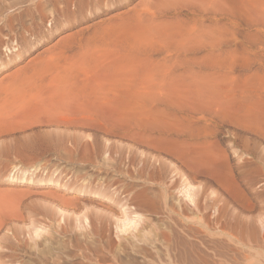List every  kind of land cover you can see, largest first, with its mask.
Wrapping results in <instances>:
<instances>
[{
    "label": "rangeland",
    "instance_id": "rangeland-1",
    "mask_svg": "<svg viewBox=\"0 0 264 264\" xmlns=\"http://www.w3.org/2000/svg\"><path fill=\"white\" fill-rule=\"evenodd\" d=\"M158 1L0 0V86L3 83L13 82L20 75L22 67L32 65L35 59H40L45 80L50 79V76L57 75V73L65 76L68 70H74L71 71L74 74L73 81L88 83V94L90 92L100 93L99 96L88 95V100H93L95 96H98L104 97L103 99L136 104V107L133 108L136 117L130 114L132 119L130 117L125 118L124 122L132 121L134 118L138 119L137 121L143 120L146 117L143 114L149 113L150 115L152 113L153 115L158 110L157 108L165 110L167 104L162 102L175 100L173 97L168 96L173 91L172 87L175 90L184 86H192L191 81L193 79L202 77L213 79L209 86H206V88H210L208 89L209 99L231 100L234 103L232 106L235 107L236 112L240 111V113H235L237 118H222L223 122L217 118L216 121L206 112L201 114V112L194 111V114L190 109L192 113L190 111L187 113V115H194L195 118L203 117V115L206 119L209 117L206 123L211 124L207 128L215 131L217 135L210 140L217 142L220 147V151L214 149L217 155L214 160L203 157L198 168V177L193 175L194 164L189 159L185 158L186 161L183 164L173 156L168 157L162 154L160 156L158 153L150 152V150L146 152L144 146H139V149H136L138 148L136 143L122 139L118 135H106L102 131L103 129L100 130L102 132H99V130L89 127L87 129L75 126V123L67 124L66 122L64 125L60 123V125L58 123L47 124L43 117H33L34 119L31 120L19 119L15 120L14 124L1 126L0 193L11 195L12 202L9 196L6 197L0 194V199L2 195V199L5 196L3 201L6 199L5 202L1 201L2 204L5 203L4 206L0 203V210H2L1 208L4 210L0 213V257H3L0 264H112L113 261L105 253L109 248L106 241L107 237H104L103 241L106 242L104 246L108 247H106V250H104V247L103 251L99 253L101 257L92 255L95 261L93 259H90L93 261L88 260L85 255L86 252L91 253L94 250L93 248L97 247H94V245L99 244L98 240L100 239L95 240L97 244L94 243L93 239L89 241L91 236H88L89 238L86 236L88 234L87 229H103L102 227H104L110 230L112 232L110 237L112 240L109 238L110 241H113L112 244L115 247L120 246L116 231L117 224H120L123 219V209L125 208L131 210L130 212L141 215V226L145 225L143 226L144 233L149 234L153 229L152 234H161V237L158 238L159 241L155 237L150 238V242L147 241L146 245L142 242L143 246L141 243H137L136 246L134 244V250L137 248L143 250H139L140 253L134 255L140 261V264H143L141 262L144 261L145 264H174L172 257L169 256L168 252L170 250L168 249H170L171 244H176L175 242L178 241H176V238H173L174 240L167 238L171 232L166 231L170 225L165 220V215L170 208L176 211L194 209V206L185 200V196L189 193L196 194L194 196L199 202L197 210L195 209L193 214H187L188 216H186L188 220L187 230L190 227L198 228L201 224L208 223L214 227L213 224L216 219L219 218V221H223L227 216V212L229 215L230 212H233L247 218L258 215L257 211L254 213L251 210L248 211V209L262 205L261 202H264V172L260 170L264 167V25H250L248 16L259 10L258 12L263 15L264 24V0H217V2L216 0H180L183 3L179 1L175 5L167 6H158ZM218 7L219 10H217ZM247 8L250 9L249 14L246 12ZM177 19L179 20L177 21ZM166 21H172L173 23H166ZM163 27H165V30L160 29ZM170 27L171 30L169 31ZM204 29L210 31L209 35H202ZM211 44H217L221 48V53L233 52L234 58L232 56L224 61L221 70H212L206 62H203L204 65L197 64V67L196 65H193L194 67L190 65L196 60L202 61L208 52V46ZM194 45L195 47L205 45L204 47L207 48L200 51L201 53H193L191 50H193ZM182 46H185L184 50ZM178 47L180 51H178ZM17 53L20 54V57ZM232 62L234 67L230 71L228 65ZM76 69L77 71H75ZM83 71L85 73L81 74ZM86 77L88 78L87 81ZM182 79L184 84L181 81ZM104 94L108 96L105 97ZM189 100L192 101V99ZM187 105L191 107L193 104L189 103ZM175 107L172 105L167 109L170 117H185V113L184 115L183 113L179 114ZM136 120L134 119V121ZM67 121L74 122L73 118ZM88 123L93 122L88 120ZM98 123L97 121V126L100 127ZM242 126L247 129L244 130ZM188 130H191V128L189 127ZM192 130L195 134L198 133L194 126ZM51 136L53 138L58 137V139L63 137L66 142L63 139L64 143H62V140H58L60 146L56 143L57 151L51 150L48 147L52 143L50 141ZM93 138H99L105 144L118 142L121 145L132 146L139 152L141 150L143 153H151L152 157L159 155L160 158L162 157L161 159H166L165 161L170 166L167 179L161 178L160 180V177L156 176L150 169L144 172L140 166L133 169L128 165V168L127 161L124 164L125 167L122 166L126 171L128 168L127 172L124 170L126 174L110 173L106 176L104 168L94 167L88 163L89 149L87 150L84 147L88 148L85 145ZM76 139L81 142L78 143V146H80L78 148L81 149H78L80 152L72 149L74 147L73 142L77 143ZM203 140L205 139H200V141ZM60 147H62V150H59ZM69 149L73 150L75 156ZM65 153H68L69 156ZM86 155L88 156L86 157ZM69 157L76 158L71 159ZM11 174L20 177L33 176L34 179L40 180V182L11 183L7 180ZM230 180L231 183L234 182V185L237 186L232 188ZM83 185L86 188L88 187L87 193L77 190L78 187ZM100 188L109 191L108 194L106 192L105 194L101 192L100 196L89 194L94 190H101ZM186 191H189V193H186ZM147 194L149 197L146 196ZM110 195L115 197L113 198ZM144 195L149 198V204L144 205L142 203V206L141 201L145 199V197L143 198ZM72 199L70 206L67 207L63 204L64 200ZM239 202L243 203L240 205ZM121 205L124 207H121ZM5 207L8 210H5ZM105 208L106 210H104ZM10 212H12L11 217ZM2 214L6 215L2 216ZM58 214H61V216ZM104 214L106 218L103 216ZM78 215L83 219L81 226H84L82 227L85 228V231L80 228L84 231L81 230L82 233L75 226V220L79 219ZM62 216L63 219L66 218V222L67 220L72 221L73 218L72 227H76L73 232L70 230L71 232L68 233L69 229H72L70 221L68 222V228H63L67 223L65 225V222H62ZM85 220L88 222H85ZM73 224L75 225L73 226ZM33 227L35 228L33 229ZM186 227L184 226L185 229ZM216 227L223 230L226 235H233L232 238L238 236L237 232H232V230L221 224H216ZM66 228L68 231H66ZM150 228H152L150 232H147ZM36 230L41 233V238L39 237L38 240L34 236ZM44 230L45 232H43ZM157 230L164 232L159 233ZM30 231L32 234H30ZM86 231L87 234L85 235ZM165 231L168 236H166ZM71 233L74 234L71 235ZM164 235L166 238L163 237ZM216 236L221 235L216 234ZM3 237L7 238L6 241ZM29 237H31V241ZM83 237L86 241L82 240ZM260 237L244 243L247 246V250H245L247 253H241V257L244 255L243 259L240 258L236 264H264V230ZM190 238V244L197 246L200 256L203 252H212L208 248L209 246L203 243L197 244L198 238ZM32 239H34L33 241L37 240L38 244L33 243ZM53 240L55 241L53 242ZM168 240L170 241L167 243ZM127 241H123V244L130 243L129 240ZM29 242L33 243L29 245L31 248H28ZM158 242L162 245H159ZM138 244L140 245L137 246ZM156 244L159 248L156 247ZM168 245L170 246L167 247ZM178 245H175V247ZM185 245L189 246L187 243ZM236 246L240 248V246ZM1 247H4L2 248L4 251ZM33 247L35 248L33 249ZM128 247L131 248V245H128ZM52 248L53 250H51ZM121 249H123V245ZM146 250L148 254L145 255ZM31 251L34 254L37 253L34 255ZM45 251L46 253H44ZM51 251L52 253H49ZM84 251L86 252L84 253ZM235 251L228 252V254L235 257ZM158 252L163 255L158 254ZM235 253L237 254V251ZM130 258L125 255L122 260H124V263L127 259L131 262Z\"/></svg>",
    "mask_w": 264,
    "mask_h": 264
},
{
    "label": "bare ground",
    "instance_id": "bare-ground-1",
    "mask_svg": "<svg viewBox=\"0 0 264 264\" xmlns=\"http://www.w3.org/2000/svg\"><path fill=\"white\" fill-rule=\"evenodd\" d=\"M179 1L180 0H159L158 1V6L175 5ZM180 2H182V1H180ZM216 2H217V0H216ZM182 6H183V4H182ZM215 8H216V6H215ZM217 10H219V7H218ZM246 10H247L246 12L250 11L249 8H247ZM258 11H255L253 15L251 14V15L248 16L250 18L249 21H248V23L250 22L249 24L252 25V26L254 24H256V25H264L263 24V15L260 12H258ZM215 14H216V12H215ZM247 14H249V12ZM178 20L179 19H177V21ZM222 20H224V19H222ZM172 21H166V23H173ZM138 25H140V24H138ZM137 27H139V26H137ZM153 27H155V26H153ZM208 28H210V27H208ZM160 29L165 30V27L160 28ZM170 30H171V27H170L169 31ZM104 31H106V30L104 29ZM172 32H174V31H172ZM202 33H203L202 35H205V34L207 35L208 33H210V31H206L204 29ZM166 35H167V33H166ZM147 37H149V35H147ZM200 42H202V41H200ZM180 45H179V47H180ZM204 46L202 47V46L199 45V46H196L195 47V45H194V47L192 48L193 50H191V51H193V53H196V52L199 53L200 51H203V50H205V48H207V47H204ZM179 47H178V51H180L179 50ZM184 47L185 46H182V49ZM188 49H190V48H188ZM220 50H221V48L218 47L217 44H211L210 46H208V50H207L208 52H207L206 56L203 58V60L202 61H199V60L194 61L193 60L194 62H192V63L190 62L191 63L190 65H192V66L193 65H196V67H197V64H200L201 63L200 65H204L205 63H203V62H206L207 63V66L209 65L208 67L212 68V70H214V69L221 70L222 69V66H223V62L226 61L228 58L232 57L233 56V54H232L233 52L221 53ZM185 51H187V50H185ZM191 51H190V53H191ZM137 52H139V51H137ZM187 53H188V51H187ZM18 54L19 53H17V55ZM234 56H233V58H234ZM19 57H20V54H19ZM41 63H42V61L40 59H35L33 61V64L32 65L25 66V67H22L21 68V73L17 77V79H15L13 82L11 81L9 83H5V84L3 83V85L0 86V127L3 126V125H5V124L6 125H9L10 123H13L14 124L15 123V120H19V119L20 120L21 119H23V120H25V119L31 120L33 117H43V119L45 120V122L47 124H55V123L56 124L57 123L59 124L60 123L61 125L62 124L64 125L65 122L67 124L68 123H73V124L75 123V126L77 125L79 127H83V128H87V129L89 127V128L94 129V130H99V132H102L103 131L106 135L108 134V135H114V136L115 135L116 136L117 135L118 136H121L122 139L124 138L127 141H130V142L132 141L133 143H136L138 145V148H136V149H139V146L140 147L141 146H144V148H146V150H147L146 152H149L148 150H150V152H155V154L158 153L159 155L162 154V155H166L168 157L173 156V157L177 158L178 160H180L181 162H183V164L186 161L185 158H187V159H189V161H192V163L194 164V170H193L194 171V174L193 175H195V177H198V175H199L198 168L201 165V161L203 160V157L206 158V159H208V160H214L217 157L214 149L220 151V147H219V144L217 142L215 143V142H213V140H210V139L214 138L213 136H215L216 133H215V131H212V130H210V129L207 128L211 124L210 123L208 125L206 123L209 117H207V119H206V117H204V115H203V117L202 116L201 117L199 116L198 118H195L194 115H190V114L187 115V113L189 111L191 113H192V111L193 112L194 111L201 112V114H203L204 112H206V113H208V114L211 115L210 116L211 118H213V119H216L217 118L219 120H221L222 118H227V117L237 118L235 116V113H240V111L236 112L235 107L232 106L234 103L231 100H225V99L223 100V99H216V98L215 99H212V100L209 99L208 98L209 97L208 96V91H209L208 89H210V88H206V86H209V84L211 83V81L213 79H211L209 77L208 78H203L202 77V78H195V79H193L191 81L193 83V85L191 84L192 86H184L183 88H176L175 90H174V87H172L173 88V91L172 92L170 91L171 93L168 96L169 97H173L175 100H166V101L162 102V103L167 104L165 106V110L164 109H159V108H157L158 107L157 106L156 108L158 110L156 109L157 111L154 112L153 115H152V113H150V115H149V113L143 114V116H146L148 118L145 117L146 119L144 118L143 120H140L143 117H137V118H140L139 119L140 121H137L138 119L136 120V118H134L136 116H134L135 114L133 112L134 111L133 108H134V106L136 107V104L134 105V104H132L130 102L115 101V100H110V99L108 100L107 98L103 99L104 97L103 98L98 97L99 96L98 94H100V93L95 94V93L90 92L88 94V83H77V82H75L76 80L73 81L74 74L71 71H74V70H71V71L68 70L69 72L67 71L66 72L67 75H65V76H64V74H60L59 75V73H57V75L55 74V76H50V79L45 80V77L42 74V72L44 73V71H43L44 69L42 70ZM228 66H229L230 71H232L233 70V67H234L233 62L230 63ZM228 66H226V67H228ZM65 68L67 69V67H65ZM202 68H203V66H202ZM78 69H79V67H78ZM48 70H49V68H48ZM81 70H82V68H81ZM75 71H77V69ZM62 73H64V72H62ZM83 73H85V72L84 71L81 72V74H83ZM78 77L80 78V76H78ZM92 77H94V76H92ZM113 78H115V77H113ZM180 78H182V77H180ZM70 79H71V81L69 82ZM85 79L87 81L88 78L86 77ZM94 79H96V77H94ZM181 81H183V79ZM109 83H111V82H109ZM183 84H184V81H183ZM220 86H221V84H220ZM95 91H96V89H95ZM107 93H110V92H107ZM88 95H98V96L97 97L95 96L96 99L94 98L93 100H88L89 99L88 98ZM106 95H105V97H106ZM114 98H115V96H114ZM189 99H192V101H190ZM189 103H191L193 105L191 107H188L187 104H189ZM172 105L176 106L175 109H176V111L179 114L180 113L181 114L183 113V115H184V113H185V117H181V116H173V117H170V115L167 112V109L169 108V106H172ZM150 111H152V110H150ZM137 112H136V115H137ZM130 114H132L134 116L133 118L136 121H134V119H133L132 121H127L126 120L127 122H124L125 121V118L130 117L132 119V116ZM194 114H195V112H194ZM147 115H149V116H147ZM141 116H142V114H141ZM70 118L71 119L73 118L74 122L67 121ZM37 119H40V118H37ZM122 119H124V120H122ZM217 119H216V121H217ZM88 120L89 121H92L93 123H91V124L88 123ZM32 121H36V120H32ZM37 121H39V120H37ZM97 121L99 122L98 125H100V127L97 126ZM216 121H214V122H216ZM218 124H219V122H218ZM71 125H69V126H71ZM223 125H225V124H223ZM65 126H68V125H65ZM193 126L197 129V131H198L197 134H195L193 132V130H192ZM189 127L191 128V130H188ZM10 129L12 130V128H10ZM10 129H8V130H10ZM101 129H103V130L100 131ZM246 129L244 128V130H246ZM197 131H195V132H197ZM1 133H2V131H1ZM59 136H61V135H59ZM185 136L187 138L184 139L183 137H185ZM202 138H204L205 140L200 141V139H202ZM43 139H44V137H43ZM62 139L65 141V139L63 137H62ZM62 139H61V137H60V139H58V137L53 138L51 136L50 141L52 143L49 144L50 146L48 145V147H50L51 150L53 149V150H56L57 151L58 148H57L56 143L57 144L60 143V142H58V140L61 141ZM98 139L99 138H97V139H94V138L91 139L85 145V146H88V148H86V147H84V148L87 149V150L89 149V156L86 155V157L88 156L87 159H89L88 163L92 164L94 167H98L99 166L101 168H104L103 170H104V173H105L106 176H108V174H110V173H113V174L116 173V174H121V175L123 173L126 174V172L128 171V168H129L128 165H130L133 169H134V167L140 166V168H143L144 172H146L147 170L150 169L156 176H159L160 177V180H161V178L162 179H167L168 173L170 172L169 171L170 170V166L168 165L167 161H165L166 159H161L162 157L160 158V156H162V155H160V156L157 155V157L159 156V158H157L156 155L152 157V154L151 153H149V154L146 153V152L143 153L141 150L139 152L135 148H132V146L131 147H128L126 145H121V143H118V142H114V143H111V144L110 143L109 144L108 143L105 144L104 141H102L100 139L98 140ZM64 141L62 143H64ZM76 141H77V139H76ZM1 142H2V140H1ZM25 142H26V140H25ZM73 143H74L73 144L74 147H72V149L74 151L80 152L78 150V149H80V148H78V147H80V146H78L79 145L78 143H81V142L80 141L79 142L77 141V143H76L74 141ZM8 144H10V143H8ZM10 145H12V144H10ZM22 145H24V144H22ZM30 146H29V148H30ZM58 146H60V145L58 144ZM70 146H71V144H70ZM62 147H60L61 149H59V150H62ZM16 148H17V146H16ZM65 148H63V149H65ZM45 149H46V145H45ZM72 149H69V151L71 150L72 151V154L75 156V154L73 153V150ZM143 151H145V150H143ZM78 152H76V153H78ZM85 152H87V151H85ZM126 153H128V155H126ZM68 156H69V154H68ZM63 157H65V156H63ZM69 158L72 159L74 157H69ZM126 161L128 162V164H127V167H128L127 168V171L125 169H123V167H125L124 164L127 163ZM133 169H131V170H133ZM124 170L126 172H124ZM260 170H262V172H264V167L260 168ZM128 175H129V173H128ZM7 180H8V182H11V183H38V182H40V180L34 179L33 176H31V177H20V176H16V175H12V174L7 178ZM231 182L232 181L230 180V183ZM234 184H235L234 182L231 183L232 188H234V187L237 186V185L235 186ZM101 187L103 188V186H101ZM102 188H100L101 190H94V191H92V193H89V194L95 195V196H100V194H102V193L105 194V192H106V194H108L107 192H109V191L102 190ZM103 189H105V188H103ZM77 190L79 192H85V193H87L88 187L86 188L83 185V186L78 187ZM8 193H9V191H8ZM186 193H189V191L188 192L186 191ZM0 194H3V193H0ZM3 195H5L6 197L9 196L8 194L7 195L6 194H3ZM3 195L1 196V199H2ZM194 195H196V194H194ZM194 195H192L191 193H189V194H187L185 196V200L188 201L190 204H192L194 206V209L186 210V211H178V210L176 211L175 209L170 208L169 211L166 212L165 220L170 225L168 228L166 227L167 228L166 231H169V233L171 232L170 234H168L169 237H167V238H169L170 240H171V238H172V240H174L176 238V241H178L180 243L178 245V242H175L176 244H171L170 249L167 248L168 250H170L168 252L170 254L169 256L172 257L174 264H228V262H229V264L230 263L236 264L237 262H239L240 258L243 259L242 257L244 255L242 257H241V255L243 253H245V252L247 253V251H245V250H247L246 249L247 246L244 245V243L250 241L253 238L254 239L261 238L260 236H262V231L264 230V219H263L264 218V202H261L262 205H259V206L252 207V208H249L248 209V211L251 210V212H254V213H255V211H257L258 212V215L256 214V217H251V218L248 217L247 218L245 216L243 217V216L238 215V214H235L233 212L232 213L230 212V215H229L228 212H227V216L224 215L226 217H225V219H223V221H219L218 220L219 218L216 219V222H214V224H213L214 227L210 226L209 225L210 223H208V224H201L198 228H196V227L195 228H191L190 227L187 230V227L186 226H188V220H187V217L186 216H188L187 214H189V215L190 214H193L195 212V209L197 210V206H198V202H199V200L196 199V197ZM5 196H4V198H5ZM50 196H52V195H50ZM110 196H112V195H110ZM146 196H148V194ZM9 197H10V201L12 202V196L10 195ZM112 197H111V199H113L115 196L113 198ZM144 197H145V195L143 196V198ZM148 197L147 198L145 197L144 200L142 199L143 202L141 201V204L142 203L144 205L149 204V202H148V199L149 198ZM233 197H235V196L233 195ZM1 199H0V203H1V201L2 202H5L6 201V199H5V201H3V199L2 200ZM72 201H73V199L72 200H64L63 201V204H65V206L68 207V206H70L69 204H72ZM116 201H117V197H116ZM6 203H8V202H6ZM49 203H51V202H49ZM242 203L243 202H239L240 205ZM4 204L5 203H3V204L1 203L2 206H4ZM143 204H142V206H143ZM121 207H124V206L121 205ZM12 208L15 209L14 207H12ZM128 208H129V206H128ZM1 209L3 210V208H1ZM4 209L5 210H8L7 207H5ZM53 209H55V208H53ZM2 210H0L1 211L0 213H2ZM104 210H106V208ZM123 210H124V216H123V219L120 222V224H117V231H116V237L119 238V240H120L119 241L120 244L118 243L120 246H116L115 247V245L112 244L113 241H110V239H111L110 237H111V233H112V232H110V230H107L104 227H102L103 229H101V228H99V229L94 228V229H91V230L87 229L88 234H87V231H86L85 232V235L87 234L86 235L87 237L88 236L94 237V238H91L90 237L89 241H91V239H93L94 240V243L97 244V242H95V240L97 238L100 239V240H98V243L99 244L94 245V247H96V246L97 247L96 248H93L94 250H92L91 253H87L88 251L87 252L84 251V253L86 252L85 255H86V257H88V260L89 261H93V260L95 261V259L92 257V255H94V257H95V255L98 256L99 253H101L103 251V249L105 247L104 246V243H106V242L103 241L104 240L103 239L104 237H107L108 238L106 241H107V244L109 246V248L107 249V252H105V253L108 255L107 257H109L113 261L112 264H136V263H139L140 264V261H138L136 259V257L134 256L135 254L140 253L139 252V250H140L139 248H137L136 250H134L136 244L137 243H141V242L145 244V243H147V241L150 242V238H155V237L157 238V241H159L158 238L161 237V234H158V233L157 234L156 233H153L152 234V232H154L152 228H150L149 231L147 230V232H150V230L152 229L151 230L152 231L151 233H149V234L144 233V227L143 226H145V225L143 224V226H141L142 225V223H141L142 217H141V215L139 213L130 212L131 210L130 211L128 209L126 210V208L123 209ZM6 212H8V211H6ZM14 212H15V210H14ZM62 212L64 213L63 210H62ZM11 213L12 212H10V217H11ZM107 213H109V212H107ZM100 214L102 215V213H100ZM110 214H112V213H110ZM3 215H6V214H2V216ZM58 215L61 216V214H58ZM63 216H65V214H63ZM63 216H62V219H63ZM103 216L105 217V214ZM12 217H13V215H12ZM109 217H110V215H109ZM78 218L80 219V221L78 222L79 219L78 220H75L76 225L73 224V226L75 225L80 230V228H83L84 227L83 225H82L83 227L81 226V223H82V220L83 219H81L79 217V215H78ZM65 219L66 218H64L63 221L61 220L63 223L65 222V225L67 223V225L64 226L63 228L67 227L69 225L68 222L70 221V220L69 221L67 220V222H66ZM110 219H112V218H110ZM71 222H73V218H72V221L69 222L71 224L70 226L72 227V223ZM85 222H88V221L85 220ZM216 224H219V225L221 224L225 228H227L229 230H232V232L233 231L234 232H237L238 233V236L232 238L233 235H226L223 230H219L218 227H216ZM62 226L63 225L61 224V228H62ZM70 226H69V228H70ZM75 226L72 227V229H69V232L68 233H70L71 231L73 232V229L74 228L76 229ZM184 226L186 227V229L184 228ZM34 228L35 227H33V229ZM67 228H66V231H68ZM83 229L85 231V228H83ZM81 230L79 232H81ZM161 230L160 231L157 230V231H159V233L160 232L161 233L164 232V231H161ZM64 231H65V229H64ZM84 231L82 230V232H84ZM166 231H165V233H166ZM43 232H45V230ZM34 233H35L34 234L35 238L38 240V238L41 236V233L40 232H37V230ZM38 233H40V234H38ZM81 233H80V235H81ZM30 234H32L31 231H30ZM73 234L71 233V235H73ZM216 234H218V235L220 234L221 236H218V237H221V238H218L216 236ZM168 235L166 233V236H168ZM76 236H75V238H76ZM166 236L164 235L163 237L166 238ZM87 237H86V239H87ZM190 237L198 238L199 241H196L195 240L196 243L199 244V245L203 243L204 245L209 246L208 248H210L212 250V252H208V253L203 252L202 253V256H200V254L198 252V248H196L197 246L195 244H190V242H191V238ZM3 238H5V237H3ZM51 238H49V239L52 240ZM77 238H79V237H77ZM6 239L7 238H5L4 241H6ZM29 239L31 241V237H29ZM70 239H72V238L70 237ZM83 239H84V241H86L84 237L82 238V240ZM33 240L34 239H32V241ZM37 240L33 241V243H37L38 244V242H36ZM45 240H47V239L45 238ZM127 240H129L130 243H126V244L131 245V248L130 247L127 248L128 245L126 246L125 243L123 244V241L128 242ZM170 240H168L167 243ZM54 241L55 240H53V242ZM66 241H68V240H66ZM31 243L29 242L28 243V246L31 245ZM142 243H141V245L143 246ZM151 243H153V242H151ZM158 243H160V242H158ZM186 243H187V245L189 244L190 247L189 246L187 247L185 245ZM229 243H231V244H229ZM25 244H26V241H25ZM134 244H135V246H134ZM122 245H123V249H121V246ZM139 245L140 244H138L137 246H139ZM159 245H162V243H160ZM175 245H178V246L175 247ZM236 245L240 246V248H238ZM34 246H36V245L34 244ZM108 246H106V247H108ZM169 246L170 245H168L167 247H169ZM45 247H46V245H45ZM58 247H59V245H58ZM106 247H105L104 250H106ZM156 247L159 248L158 245ZM2 248H4V247H1V249ZM28 248H31V247L29 246ZM34 248L35 247H33V249ZM143 248H145V247H143ZM160 248H161V246H160ZM130 249H132V250H130ZM48 250H49V248H48ZM51 250H53V248ZM141 250H142V248H141ZM147 250L144 253L145 255L148 254L147 253L148 252ZM234 250L237 251V254L235 253L236 251L234 252V255H236L235 257H233L232 254H228V252L230 253V252H232ZM241 251H244V252H241ZM44 253H46V251ZM49 253H52V251L49 252ZM49 253H47V254H49ZM160 253L158 252V254H160ZM70 254H71V252H70ZM4 255H5V253H4ZM125 255L128 256V258L131 257L130 259L132 261L129 262L128 259H127L128 263H127V261H126V263H124V260H122V257L125 256ZM160 255H163V254H160ZM160 255H157V256H160ZM40 256H41V254H40ZM80 256H82V255H80ZM99 256L101 257V255H99ZM2 258L0 257V260ZM55 258H53V259H55ZM103 258H106V257H103ZM103 258H101V259H103ZM90 259H93V260H90ZM110 259H109V261H111ZM42 260H44V259L42 258ZM103 261H104V259H103ZM141 263L145 264L146 262L144 261V262H141ZM2 264H4V263H2Z\"/></svg>",
    "mask_w": 264,
    "mask_h": 264
}]
</instances>
